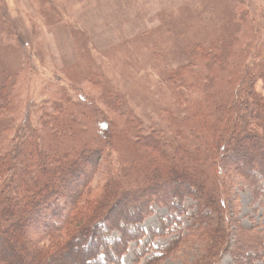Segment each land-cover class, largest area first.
Listing matches in <instances>:
<instances>
[{
    "label": "trees",
    "instance_id": "16d2710c",
    "mask_svg": "<svg viewBox=\"0 0 264 264\" xmlns=\"http://www.w3.org/2000/svg\"><path fill=\"white\" fill-rule=\"evenodd\" d=\"M258 49L249 64L235 40L225 54L219 44L193 48L189 63L169 77L185 105L167 121L170 131L178 127L175 137L146 128L116 103L104 109L65 94L42 104L36 128L12 136L16 91L13 82L0 85V264H13L10 243L24 247L20 260L34 255L26 264H49L83 242L85 264H121L128 243L145 236L135 226L163 206L172 215L152 236L178 234L164 249L202 238L204 264H216L224 251L234 264H264V232L232 224L227 211L238 182L260 179L264 193V53ZM98 174L102 183L93 189ZM187 199L196 210L183 236L176 226L188 213ZM18 221L19 230L7 228ZM113 229L119 238L111 239Z\"/></svg>",
    "mask_w": 264,
    "mask_h": 264
},
{
    "label": "rangeland",
    "instance_id": "374dc122",
    "mask_svg": "<svg viewBox=\"0 0 264 264\" xmlns=\"http://www.w3.org/2000/svg\"><path fill=\"white\" fill-rule=\"evenodd\" d=\"M234 40L241 61L249 56V64L255 62L257 48L264 53V0H0V85L14 83V106L18 105V112L8 118L11 135L36 128L42 104L55 103L65 94L73 101L90 99L104 109L116 103L134 112L146 128L175 137L178 127L171 125L170 131L167 121L172 114L180 115L185 105L170 75L189 63L195 46L211 51L219 44L225 54ZM194 94L199 95L196 90ZM102 179L101 174L95 176L91 188L100 186ZM262 186L260 179L248 186L238 182L235 204L227 202L232 224L239 221L241 227L253 229L251 233L264 232ZM185 207L188 213L176 226L183 236L196 210L190 199ZM171 215L164 206L147 214L135 226L145 236L128 243L121 264L209 262L200 237L164 249L178 234L172 229L163 238L152 236ZM18 222L7 228L19 230ZM26 232L34 234L32 228ZM111 232V239L119 238L117 229ZM86 244L72 245L65 258L49 264H85L81 249ZM10 245L13 264L35 261L29 254L20 260L24 247ZM234 261L224 251L216 264Z\"/></svg>",
    "mask_w": 264,
    "mask_h": 264
}]
</instances>
